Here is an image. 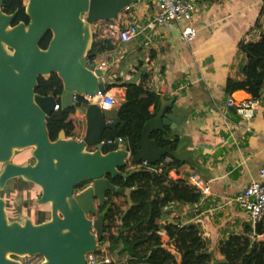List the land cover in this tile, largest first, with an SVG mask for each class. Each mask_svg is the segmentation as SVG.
<instances>
[{"label":"water","instance_id":"1","mask_svg":"<svg viewBox=\"0 0 264 264\" xmlns=\"http://www.w3.org/2000/svg\"><path fill=\"white\" fill-rule=\"evenodd\" d=\"M0 0V192L19 178L39 188L35 203L48 206V219L34 224L20 215L10 221L6 202L0 197V264H21L18 258L40 256L38 264H85L87 254L100 249L103 216L108 212L107 193L121 194L133 206V189L115 187L110 180L124 181L142 170L124 171L130 149L125 144L103 142L104 132L114 131L118 108L100 110L90 104L83 109L85 126L80 138L66 137L63 130L51 141L47 118L55 104L61 111L75 106L73 98L91 97L111 88L95 56L87 58L93 41L91 26L115 20L131 0H25L28 22L12 25L17 10L2 11ZM50 33L45 49L39 44ZM104 42L110 44V39ZM55 74L61 83L58 98L35 93L38 78ZM166 100L156 116L147 121L130 159L156 164L163 157L191 163L185 151L160 148L150 139L154 131L184 120L168 115ZM174 107V106H173ZM175 110H172L174 113ZM171 126V125H170ZM30 149L33 163L12 162L15 152ZM131 153V152H130ZM106 176L109 177L106 178ZM90 182L84 189L81 184ZM98 214V207L104 206ZM88 215L94 216L89 218ZM179 263V254L168 250ZM15 257V258H11Z\"/></svg>","mask_w":264,"mask_h":264},{"label":"crops","instance_id":"2","mask_svg":"<svg viewBox=\"0 0 264 264\" xmlns=\"http://www.w3.org/2000/svg\"><path fill=\"white\" fill-rule=\"evenodd\" d=\"M195 3L189 24L196 35L188 44L180 39L176 23L147 29L157 6L145 1L131 0L115 20L98 21L91 31L93 40L110 39L104 52L95 56L97 65L105 64L103 80L115 85L109 92L121 102L124 87L120 85L136 84L158 96L157 112L166 100L168 115L184 117L163 129L178 137V152L188 153L192 162L171 170L169 178L187 183L189 174L195 173L208 192L200 193L193 204H168L160 224L192 225L214 259L222 261L219 246L231 236L250 239L248 217L234 197L256 180L264 167V84L258 97L242 90L228 95L224 90L227 79L240 81L244 77L247 56L239 45L259 39L264 0ZM129 24L138 29V35L129 43H120L112 33ZM228 98L235 104L255 98L258 110L245 121L226 106ZM68 120L75 138H80L85 126L83 109L76 108Z\"/></svg>","mask_w":264,"mask_h":264},{"label":"trees","instance_id":"3","mask_svg":"<svg viewBox=\"0 0 264 264\" xmlns=\"http://www.w3.org/2000/svg\"><path fill=\"white\" fill-rule=\"evenodd\" d=\"M25 0H4L1 9L6 14L17 10V15L12 25L18 22L27 23L28 18L24 14ZM50 39L48 32L41 40L39 47L45 49ZM241 51L246 54V64L242 68L243 79H227L225 93L232 94L242 90L252 97H258L264 84V26L259 39L254 42H240ZM106 49L104 39L92 41L91 50L87 58L103 53ZM115 86L112 85L111 88ZM124 97L118 104L119 124L114 131L106 130L104 139L115 140L122 138V143L130 149L131 155L137 151L136 144L141 139L143 125L154 118L159 106V98L152 92L144 91L136 84H122ZM110 88V89H111ZM109 89V90H110ZM61 91V83L55 74H51L49 80L38 78L35 93L41 96H53L58 98ZM85 101L77 97L76 104L69 110L58 109L47 118V129L51 141L56 139L59 131L63 130L66 137H75L73 124L68 120L76 108H83ZM153 107L150 112L149 108ZM150 139L155 141L160 148L170 146L178 151L177 136H171L167 128L154 131ZM184 162L171 159L164 165L160 174L141 171L133 174L124 181L121 177H115L110 182L118 188L133 189L130 200L133 206L126 213L122 221L120 217L127 207L126 198L121 194L107 193L109 205L108 212L103 216V242L118 245L120 255L143 260V264H264V245L251 243L244 236H231L225 243L219 246L222 261H216L207 250L205 241L200 238L192 225H177V223L160 224L164 218V211L168 204H193L200 193L183 180H173L168 177L172 168H177ZM125 171V170H124ZM13 190H23L28 184L23 180L13 179ZM81 184L78 189H81ZM104 206L98 207L100 214ZM89 218H94L88 215ZM43 213L40 220L43 221ZM166 235L167 239H163ZM174 249L180 256L179 263L165 247Z\"/></svg>","mask_w":264,"mask_h":264},{"label":"built area","instance_id":"4","mask_svg":"<svg viewBox=\"0 0 264 264\" xmlns=\"http://www.w3.org/2000/svg\"><path fill=\"white\" fill-rule=\"evenodd\" d=\"M135 3L141 1L153 3L157 6V12L154 14L152 19L147 23L146 28L152 30L154 27H161L168 22L176 23L179 26V36L182 42L188 44L190 43L195 35L196 30L190 26V21L193 19L196 3L195 0H132ZM112 35H115L120 43H129L137 35L138 29L129 24L125 27L118 28ZM99 68L104 69L105 64L100 63ZM85 101V109L90 104H95L100 110H109L118 107L120 100H118L109 90L100 93L97 92L95 95L81 96ZM77 97L73 98L74 104H76ZM226 106L234 108L236 113L245 121L251 120L258 110L257 99L243 100L235 104L233 100L228 98L226 100ZM59 105L55 104L53 111H57ZM103 142H115L118 144H123L122 138L118 137L115 140L103 139ZM131 153H128L126 159L125 171H132L136 169H141L142 171H147L149 173L160 174L163 171L165 164L171 161L169 157H163L154 165H150L145 161L139 163H134L130 159ZM176 170V168L171 169ZM170 170V171H171ZM168 172V177L169 173ZM187 185L193 187L195 191L205 194L208 192V187L205 183L195 174L190 173L187 178ZM234 201L237 203L238 207L244 211L248 217L249 221V236L251 243H259L264 245V167L259 169L257 174V179L251 181L249 185L239 191L234 197ZM179 225V224H177ZM167 239V237L165 238ZM100 249L87 254L85 264H143V260L135 259L127 255H120V258L113 256L111 246L107 242H98ZM168 251L172 249L170 247H165ZM174 250V249H172ZM175 251V250H174ZM169 252V251H168ZM27 258L23 264L29 261Z\"/></svg>","mask_w":264,"mask_h":264},{"label":"rangeland","instance_id":"5","mask_svg":"<svg viewBox=\"0 0 264 264\" xmlns=\"http://www.w3.org/2000/svg\"><path fill=\"white\" fill-rule=\"evenodd\" d=\"M31 151L30 149H26L20 152H15L12 162L20 165H25L27 162H32L33 159L30 155ZM13 180H10L4 187V189L0 192L1 197L7 202V211L8 215L11 217L16 216L19 212L23 213L25 210H29L31 213L32 221L34 222L40 220V213H43V219L46 220L48 217V206L46 205H38L34 201L38 198L40 190L34 185L27 184L25 186V189L23 190H13L14 186ZM110 245V243H109ZM118 245H115L114 251H112L113 256L116 258H120L118 251L119 247ZM15 258V257H11ZM21 262H24L27 258H18ZM35 260V261H34ZM33 263H40L42 261V258L39 259V256L37 258L32 259L31 262Z\"/></svg>","mask_w":264,"mask_h":264},{"label":"flooded vegetation","instance_id":"6","mask_svg":"<svg viewBox=\"0 0 264 264\" xmlns=\"http://www.w3.org/2000/svg\"><path fill=\"white\" fill-rule=\"evenodd\" d=\"M13 163H14V161H13ZM28 163H33V161H32V162H27V163H25V165L28 164ZM124 170H125V169H124ZM89 184H90V182H85V183L83 184V187H82L81 189L86 188ZM106 195H107V194H106ZM0 197H1V194H0ZM7 207H8V206H7V202H6V207H5V209H6V213H7L8 219H9L10 221H15V220H17L18 217H19L20 215L26 216V217H28V218L32 221L31 213H30L29 210H26V211L24 210L23 213L19 212L16 216L11 217V216L8 215ZM48 217H49V216H48ZM48 217H47V219H48ZM47 219H46V220H47ZM43 221H45V220H43ZM43 221H41V222H43ZM32 222H33V221H32ZM41 222H37V221L34 220L33 223H34V224H38V223H41ZM110 246H111V249H112V250L115 249V246H113V244H110ZM34 258L36 259L37 256L30 257L29 261H27L25 264H37V263H33V261L31 262V260L34 259ZM39 259H41L40 256H39ZM17 260H19V259H17ZM19 261H20V260H19ZM34 261H35V260H34ZM20 263L23 264V262H21V261H20Z\"/></svg>","mask_w":264,"mask_h":264}]
</instances>
